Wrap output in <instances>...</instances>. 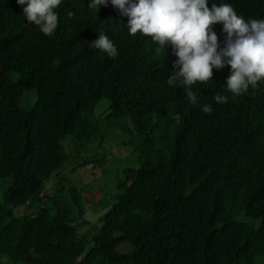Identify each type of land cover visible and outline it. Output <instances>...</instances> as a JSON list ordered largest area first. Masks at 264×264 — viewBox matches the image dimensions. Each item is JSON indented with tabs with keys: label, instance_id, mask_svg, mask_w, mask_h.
Listing matches in <instances>:
<instances>
[{
	"label": "trees",
	"instance_id": "1",
	"mask_svg": "<svg viewBox=\"0 0 264 264\" xmlns=\"http://www.w3.org/2000/svg\"><path fill=\"white\" fill-rule=\"evenodd\" d=\"M225 2L264 18V0ZM88 5L61 0L47 36L16 0H0V264H264V82L233 96L229 67L213 69L191 104L167 83L170 46L130 35L110 3ZM213 29L222 45V24ZM101 31L116 57L89 43ZM31 90L35 103L22 106ZM104 119L130 135L136 165L120 174L100 227L80 234L86 188L50 195L47 185L68 161L63 141L101 145Z\"/></svg>",
	"mask_w": 264,
	"mask_h": 264
},
{
	"label": "clouds",
	"instance_id": "2",
	"mask_svg": "<svg viewBox=\"0 0 264 264\" xmlns=\"http://www.w3.org/2000/svg\"><path fill=\"white\" fill-rule=\"evenodd\" d=\"M16 2L22 6L23 17L34 22L40 32L47 36L55 34L59 24L55 9L61 0ZM109 3L128 18L124 25L130 35L149 36L164 52L165 45L170 46L176 57L172 61L176 70L169 72L167 83L182 86L189 103L199 105L192 85L211 80L213 69L229 67L223 87L233 96L264 82V18L246 19L225 0H213L211 8L209 0H89L88 6L97 12L101 5ZM217 22L222 24L225 34L222 45L213 29ZM89 43L110 57L118 55L115 43L103 31ZM214 99L224 103L228 97L217 94ZM202 111L211 113L212 105L204 104Z\"/></svg>",
	"mask_w": 264,
	"mask_h": 264
},
{
	"label": "rangeland",
	"instance_id": "3",
	"mask_svg": "<svg viewBox=\"0 0 264 264\" xmlns=\"http://www.w3.org/2000/svg\"><path fill=\"white\" fill-rule=\"evenodd\" d=\"M13 79H16V73L13 74ZM35 101L36 92L31 90L25 93L21 105L29 107ZM108 105L105 100L101 102L95 114L98 117L102 116L103 119L107 115ZM100 129L107 132L106 139L101 145L94 143L87 149H82L72 138L63 141L68 152V161L64 167L55 172L47 185L50 195H54L58 190L57 186L67 187L73 184L86 188L84 192L90 196V201L84 204V218L77 225L80 234L92 230L95 226L100 227L107 204L117 192L120 174L124 168L136 165L135 146L124 141L131 138L130 135L126 137L116 127L111 128V123L106 119L100 120ZM120 250L128 252L129 244L123 243Z\"/></svg>",
	"mask_w": 264,
	"mask_h": 264
}]
</instances>
